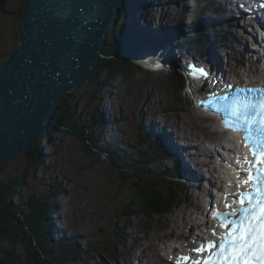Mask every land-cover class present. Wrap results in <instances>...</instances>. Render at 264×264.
Returning <instances> with one entry per match:
<instances>
[{"label":"rangeland","instance_id":"374dc122","mask_svg":"<svg viewBox=\"0 0 264 264\" xmlns=\"http://www.w3.org/2000/svg\"><path fill=\"white\" fill-rule=\"evenodd\" d=\"M177 1L178 5L173 7L170 6L168 0H161V6L163 4L164 9L155 3L154 8H147L149 15L145 19L151 17L155 20V24H158V22L165 21V19L161 18L167 14L175 21L176 17L179 14L182 15L186 8L194 10L197 8L192 1ZM170 3L173 4L174 2L170 1ZM19 5L20 0H9L5 9L0 11V65L7 58V55L17 47ZM150 13H153V15L151 16ZM245 29L242 26H237L235 29L231 28L230 33L232 35V32H234V37L235 34L240 36L241 40H244L246 45L248 44L249 46L246 39L249 40L250 38L246 34ZM191 33L190 43L185 45L186 48L189 45L193 47L196 45L192 42H194L193 38L197 36V33ZM231 35L230 38L233 37ZM108 37H110V34ZM158 37L156 36V38ZM154 40L156 41L155 38ZM177 43L182 45L185 42L179 40ZM217 43L220 45L219 41ZM118 45L120 47L122 44L118 43ZM165 48L167 47L150 50V52L153 53L155 51L157 55L162 56L166 50ZM131 49L133 50V48ZM230 49L233 50L222 52L220 48V56L227 64L233 61L229 70H232L236 77H242L247 67L246 63H248L244 58L245 56L241 53L244 48L236 46L232 42L230 43ZM174 50L176 51V48ZM180 51L182 52H174L173 56L186 52L184 50ZM132 52L139 54L137 50ZM191 53L193 54L192 51ZM228 53L232 56H230V59ZM141 57H143V60L146 58L143 54ZM241 63L243 66H241ZM248 64L250 65V63ZM138 66L135 65L130 70L133 76L117 79L115 76H111L108 80H105L106 71L98 70L96 80H104L106 86L102 87L95 95V98L90 100L89 95L96 89L97 81L90 82L86 79L80 87V91L78 90L83 93L85 98L76 104V114L82 123L91 127L97 146L106 148L108 144L112 145L117 143L116 141L119 143L122 141L124 144L120 143L115 146L132 160L141 159V153L136 151L135 148L138 149L139 147L142 151L147 148L150 154L153 153V149L150 147L151 144L149 145L142 138V133L140 132L141 127V129L148 130L144 124L150 123L151 119H154L155 123L161 124L160 120L164 117L167 121L171 120V126H173V123L179 121V116L185 119V113L189 111H193L195 115L199 116L189 97L178 88L177 79L180 78L179 72H163L165 69L160 66L161 68L159 69L161 70L157 74L156 71L139 69ZM250 66L252 67V65ZM94 108L102 115L103 111L110 112L113 119L108 113L106 117L107 119H112L113 123H107L105 124L106 127L100 128L93 125L91 115ZM105 108H109L108 111ZM115 118H118V123H115ZM107 119L104 116L106 122H108ZM159 128L170 136L168 127L163 125V127ZM209 129L211 134L215 133V128L210 127ZM173 130L175 131L174 127ZM48 137H51L52 141L46 144L41 152V155L45 156L41 164L44 168L41 166L35 175L27 176L26 185L20 191V196L21 198H27L38 193L46 194L47 196V192L51 189V185L54 182L62 183L64 195L57 196L56 200L50 201L55 205L56 209L49 217L55 222L51 225L53 229L50 227L49 230L51 229L50 232H58L59 235L57 237L62 238L66 242V249L69 251L55 246L54 253L61 257L62 261L66 258L69 259L72 256L71 254L81 251H83L82 254L84 255L82 259L76 261L64 260L66 261L65 264H98L101 257L108 264H115L110 260L111 256H113L110 254H115V256L119 257L118 259L122 264L129 260L127 250H129L130 246H133L139 254L140 252L138 251L141 249L137 250V248L141 245L146 248L150 244H157L158 249L161 250V255H164L165 246L172 244L170 239L175 237L182 238L186 234L199 232L194 227L197 222H193V220L196 219L198 213L202 211L203 206L208 201L212 188L207 187L210 190L202 191V195L199 194V190L185 189L183 202L167 216L150 219L144 215H138L129 218L128 215L133 213L135 206L140 204L139 202L142 200V198H137L136 193H134L135 185L133 181L123 182L122 178L119 177V172L109 168L106 159L107 155H105V158L101 155L99 160L86 156L82 146L75 138L63 133H54L45 138ZM187 158L190 160L188 156ZM169 159L170 162L168 163L171 166L168 169H171L175 163L179 164L177 160H173L171 157ZM163 161L165 162V160ZM148 164H141L139 167L141 169L147 167L152 172L157 169L155 165L158 162ZM25 167L26 161L23 154L6 164L0 175V180L7 181ZM161 170H163L162 167ZM124 172L129 178L131 177L132 172L130 169H125ZM186 176L183 177L185 178ZM204 184L205 181H202L200 185L205 189ZM212 184H217V181ZM182 212L194 213V216L188 220H183L181 218ZM175 215L178 218L172 220ZM183 223H191L193 226H184ZM49 230L47 238L49 237ZM77 237H79L78 241L75 240ZM90 256L96 259L92 258L90 260ZM84 257L86 258L84 259ZM121 259L124 261H121ZM162 262L167 263L165 260ZM19 264H24V262L22 261ZM154 264H158V262L155 261Z\"/></svg>","mask_w":264,"mask_h":264},{"label":"water","instance_id":"95a60500","mask_svg":"<svg viewBox=\"0 0 264 264\" xmlns=\"http://www.w3.org/2000/svg\"><path fill=\"white\" fill-rule=\"evenodd\" d=\"M121 2L20 0L17 47L0 65V175L49 134L65 98L98 68Z\"/></svg>","mask_w":264,"mask_h":264},{"label":"trees","instance_id":"16d2710c","mask_svg":"<svg viewBox=\"0 0 264 264\" xmlns=\"http://www.w3.org/2000/svg\"><path fill=\"white\" fill-rule=\"evenodd\" d=\"M141 13L145 15L146 11ZM121 15L124 19L129 18L125 10H122ZM125 30L124 25H122L116 29L115 39H106V45L102 50L103 56L98 68L90 74L87 78L88 81L96 80L98 70L106 71L105 80H108L111 76H115L116 79L123 78L131 73L130 70L135 67L137 59L123 53L124 50L121 48L123 44L120 47L118 45L119 42L120 44L123 42L122 38H124ZM113 54H118L119 58L114 59ZM177 80L178 88L182 90L184 79ZM96 81V89L89 95L90 100L95 98L102 87L106 86L104 80ZM78 90L68 95L54 115L53 129L50 131L49 136L54 133H63L75 138L82 146L85 155L95 160H99L101 155L105 158V151L113 149L110 154H106L108 155L106 159L109 168L118 171L123 182L133 181L135 185L134 193H136L137 198H142L140 204L136 206V211L128 215L129 218L138 215H144L148 218L164 217L171 213L182 202L183 192L175 189L172 186L173 182L164 176L152 177L147 174L132 172L129 178L113 157V154H115L123 162L124 158L120 156L123 154H116L115 152L118 148L114 144H108L106 148L98 147L91 127L82 123L78 118L76 104L85 98L82 95L83 93ZM91 122L99 128L105 126L99 111L95 108L91 115ZM51 141V137L45 138L36 148L25 152L26 167L21 172L15 173L7 181L0 180V264H19L22 261L24 264L66 263L54 253V245L49 241V237L47 238L48 230L53 222L49 217L55 211V205L50 201L56 200L57 196L64 195L62 183L54 182L47 192V196L40 193L27 198H21L20 196V191L26 185L27 176L35 175L42 166L43 157H41V152L45 145ZM126 160L125 162H127ZM128 161H131V159ZM125 164L129 165L128 163ZM42 168L44 167L42 166Z\"/></svg>","mask_w":264,"mask_h":264},{"label":"bare ground","instance_id":"6f19581e","mask_svg":"<svg viewBox=\"0 0 264 264\" xmlns=\"http://www.w3.org/2000/svg\"><path fill=\"white\" fill-rule=\"evenodd\" d=\"M170 6L175 7L174 5H178V1L177 0H168ZM174 2L173 4L170 3ZM185 1V0H182ZM188 1H192L196 4V9H189L186 8L184 10V12L181 14H179L175 21L172 19V17L170 18L167 14L161 19H165L164 22H158V24H155V20L153 18H147L145 19L143 22H139L138 20L136 21L137 23V29H141L142 27H146L147 30L150 31L151 36H154L156 38V36L159 37H163L159 40H156L157 42H159V44L161 46H166L167 43H164L166 41V39L168 38V40H172V45L169 47L170 49L168 50V52L166 53L164 51V54L161 56L155 54V51L153 52V54H150V51L145 52L143 49V51L135 48V50H137V52H139L140 54H150L153 55L157 61V63L159 64H163L162 63V59H166L167 62L169 64H171V67H173L175 64L179 63V62H187V60H190L191 57H193V54L191 53L189 47L186 48L185 45H187L188 43H190L189 38L190 35L192 34L191 32L197 31L198 33L201 34H206V38L204 40V47H201L200 51H193L194 55L197 56H206L205 53L211 54V57H208L209 59L213 60L214 63L217 64V66H219V68H223L222 65H225V62L222 60V57L220 56V51L222 50L227 52L228 50H230V43L234 42V45L236 46H241L243 48H247L246 42L244 40H241V37L235 34L234 37V32H232L231 35V28L235 29L237 28V26H239L240 21H235L233 20V18H231V16H229V14L231 15L232 13H230L229 11H227L226 7L224 9H222V11L219 13V10H221V8H218L219 5L215 2H211L210 0H187ZM245 1V0H242ZM212 3L211 8L212 10L215 11V13L213 11L210 10L209 5ZM147 7L150 8H154L155 6V2L149 1L147 4ZM157 6H161V0L157 2L156 4ZM167 5V3H166ZM164 5L162 4L161 7H163ZM242 8L246 9L245 7V2H243L241 4ZM165 7H163L164 9ZM262 7H257L258 10L253 9V14L256 17H260L259 19H261L262 17H264L263 15H261L259 12L261 10ZM251 9L249 10V12L251 13ZM259 11V12H258ZM194 13V14H193ZM193 14V15H192ZM218 14V15H217ZM149 15V14H148ZM150 15L152 16L153 13ZM237 15L241 16L240 12H237ZM255 17V18H256ZM200 18V19H199ZM235 19L238 20L239 18L237 16H235ZM225 21V22H224ZM119 24L122 25V18H119V23H117V25ZM169 27V30H168ZM233 36L232 38H230V35ZM142 33V34H141ZM140 35L136 34L140 37H142L144 40L146 39H153L154 37L150 38L149 36H147V33L145 31L141 32ZM168 35L173 36V38L168 37ZM179 40H182L183 43L182 45H179V43H177ZM220 42V45L217 42ZM163 42V43H162ZM176 42V44H174ZM146 44V43H144ZM192 45V44H191ZM200 45V44H199ZM210 47H207V46ZM190 46V45H189ZM119 48V47H118ZM174 48H176V51L174 50ZM207 48V49H206ZM221 48V50H219L217 52V49ZM180 50H184L186 51L185 53H179L178 56H173L174 52H182ZM161 51V50H160ZM145 52V53H144ZM219 55V56H217ZM227 66H225L224 68L226 69ZM162 69H165V67H162ZM210 71L216 75V76H220L222 75V72L209 67ZM224 70V69H223ZM165 70H163L164 72ZM246 74H244L245 77ZM224 76V75H223ZM226 78V76H225ZM237 78V77H236ZM249 80H251L250 77H247ZM234 79V78H233ZM253 79V78H252ZM261 80V79H259ZM235 81V80H233ZM202 89H205L206 87H208L207 84H204L201 86ZM200 87V88H201ZM83 95V94H82ZM106 109V108H105ZM109 109V108H108ZM108 109H106L108 111ZM107 113L110 115V112H105L103 111V115L101 113V115L103 116V123H104V116L107 119L106 115ZM189 114V115H187ZM184 115V114H183ZM182 116V115H181ZM110 117L112 118V116L110 115ZM113 119V118H112ZM112 119L110 120V118L107 119V123H113ZM179 121L176 123H173V126H171V120H168L166 118H161L159 123H155V120L151 119V122L148 124H144V126L146 128H148V130H145L144 128L141 129L140 128V132L142 133V138L148 142V144H151V148L153 149V153L150 154L149 150H147V148L143 151L142 149H140L138 147L135 148L136 151L141 153V159H135L132 160V158L130 157H125L124 153H121L117 150H115L116 154H123L121 155L122 157H124V159H131V161L126 160L128 164H131L134 162V164L138 165V164H145L147 165L148 163L151 164H155L158 162V164H156L155 166L157 167V169L159 168H163V170L167 171L168 174L170 176H174L176 179L182 180L184 186L186 187V189L189 190H193V189H199V194L202 195V191H206V189H204L202 186L200 187L201 181H203V179L205 180V173H202L200 170L202 168H208V171H212L213 174L214 172V168L213 166V159L211 158L208 164H204L201 160L200 157L203 156V153L206 152V148L204 143L208 142V141H217L218 137H215L213 134H211L209 132V126H210V120L208 118H204L201 116H197L194 114L193 111H189L187 113H185V119H182V117L179 116ZM115 123H117L118 121H116L114 119ZM163 122V123H162ZM106 123V120H105ZM163 125L165 127H168L169 131L168 133H170V136H168L166 133L162 132L161 128L159 127H163ZM155 126V127H154ZM173 127L176 131L173 130ZM207 130V132H205ZM115 140V139H114ZM113 141V140H112ZM114 142V141H113ZM117 143H115L114 145H118L119 142L116 141ZM122 143V141L120 142ZM124 144V143H122ZM111 145V144H110ZM160 146V147H159ZM108 147V146H107ZM199 150V152L197 153V157L196 159L193 158L192 151L197 149ZM113 149H109L107 152H112ZM126 153V151H125ZM110 154V153H109ZM108 156V155H107ZM187 156L190 158V160L187 158ZM173 160H177V163H175L174 166L171 167V169H168L171 164H169L168 162H170V158ZM165 160V162L163 161ZM185 161V162H184ZM186 163V164H185ZM149 165V164H148ZM157 174H159V172L155 171ZM172 175H171V174ZM187 175V176H186ZM183 176H186L185 178ZM235 187L234 184L229 181V186H227L226 188H224L223 186L218 187V191L220 193V196H224V191L225 190H232V188ZM211 200L214 201L215 198L211 197ZM136 211V206H135V210ZM133 211V212H134ZM181 218L184 220H188L190 217L194 216V214L192 213H181ZM178 218L177 215H175L172 220H176ZM198 220H206L207 222V229L206 231H202L199 230V232L197 233H192L190 240H182V238L180 237H175V239L177 241L172 242V244L170 246H165L164 249V255H161V250L158 249V245L157 244H150L148 245L146 248H144L142 245L137 248V250L141 249L139 254L137 253V251L135 250V248L133 246H130L129 250H127L128 252V261H126L125 263L123 262L122 264H154L155 261L158 262V264H176V260L175 259H169L170 256L175 257L177 255H190L189 253V249L192 247H198L199 243L204 240V237L207 236V232H209V229L212 228L211 224L209 223V218L205 217L203 213H201V218H196L194 221H198ZM52 225V224H51ZM184 226H193L191 223H183ZM53 229V226H51ZM50 229V231H51ZM54 236L59 235L58 232H51ZM189 235V234H187ZM77 237L75 240L78 241ZM137 238V237H136ZM135 238V240H136ZM67 240V239H66ZM56 247H61L64 248L66 251H69L68 249H66V242L62 239V240H57V246ZM55 247V248H56ZM144 249H143V248ZM63 250V251H65ZM143 250V251H142ZM82 252V251H81ZM80 252V253H81ZM142 252V253H141ZM113 255L111 256V259L115 264H121L119 261V257L115 256V254H110ZM82 256H84L83 254L77 255V256H71L68 261H76L78 259H82ZM101 257V256H100ZM86 257H84L85 259ZM92 258L96 259L95 257H91L90 256V260H92ZM122 258V257H120ZM67 260V259H64ZM154 260V261H153ZM167 261V263L162 262V261ZM121 261H124L123 259H121ZM99 262V261H98ZM101 262V263H100ZM98 264H108L104 258L101 257V260Z\"/></svg>","mask_w":264,"mask_h":264},{"label":"snow or ice","instance_id":"6c2138e0","mask_svg":"<svg viewBox=\"0 0 264 264\" xmlns=\"http://www.w3.org/2000/svg\"><path fill=\"white\" fill-rule=\"evenodd\" d=\"M123 39L131 45L143 38L129 33ZM190 74L208 77L203 68H193ZM225 88L233 89V86L229 84ZM198 103L219 114L226 129L240 134L251 158H237V187L244 186L243 190L225 193L226 210L217 208L211 213L223 231L210 228L213 238L189 249L195 257L177 255L169 259H175L176 264H264V86L235 87L232 94L222 89L209 93ZM229 198L239 207L229 204Z\"/></svg>","mask_w":264,"mask_h":264}]
</instances>
